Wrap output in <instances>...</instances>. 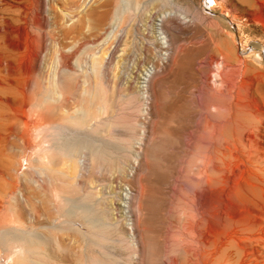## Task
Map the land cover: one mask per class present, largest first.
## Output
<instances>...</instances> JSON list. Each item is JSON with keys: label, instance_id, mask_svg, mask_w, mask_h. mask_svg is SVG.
I'll use <instances>...</instances> for the list:
<instances>
[{"label": "rangeland", "instance_id": "1", "mask_svg": "<svg viewBox=\"0 0 264 264\" xmlns=\"http://www.w3.org/2000/svg\"><path fill=\"white\" fill-rule=\"evenodd\" d=\"M258 123L264 0H0V264L253 255Z\"/></svg>", "mask_w": 264, "mask_h": 264}, {"label": "bare ground", "instance_id": "2", "mask_svg": "<svg viewBox=\"0 0 264 264\" xmlns=\"http://www.w3.org/2000/svg\"><path fill=\"white\" fill-rule=\"evenodd\" d=\"M252 48L253 49L256 48V45H254ZM248 56H251V55H248ZM227 62L228 61H226V60L224 61L223 68H227V67H229L231 65V64H228ZM262 125H263L262 123L259 124V126H261V128H262ZM257 128H259L258 130L262 132L260 127H257ZM253 138H254V133L252 132L250 134V132H249V134L246 135V139H245V141H247V144H245L246 146L243 143L241 145L245 146L247 148V150H248L245 153L248 154L249 157H250V159L248 158L249 166L250 167H254V164L256 163L257 164V168L256 169H257L258 173H254L253 174L254 178L252 177V179H254L256 181L254 182V184H252L250 186L251 188H250V190L247 193L242 194V198L239 201L247 204L251 209L256 211L258 219H257L256 223L249 224V225H240V224H238L236 222L232 223L230 220H227V222H225V226L227 227L225 229V234H226V237H228V241H231L233 239L241 240V242L245 243L247 245V247H250V249L252 250V254L253 255H250V254L249 255H247V254L241 255V254H238V253L235 254L234 252H232V253H230L228 255L225 254V256H222V255L217 256L218 254H216L213 257V260H212V257L210 258L211 261L209 260L213 264H264V153L261 152L254 145ZM234 140H236V138ZM226 143H228V141ZM239 146H240V143H239ZM8 147H10V146H8ZM239 149L241 150V148H239ZM250 183H252V182H250ZM249 184L247 185V187L249 186ZM227 230H230V232H228ZM5 232H6V230H5ZM12 246H13V244H12ZM9 247H11V246H9ZM14 248H16V246ZM197 252H200V250L197 251ZM207 253H209V252L201 253V256H200L199 260L198 259L197 260L198 261H202L201 257L206 256ZM204 254H206V255H204ZM208 256H210V254L207 255L206 257H208ZM16 258L18 259V257H16ZM207 262L206 263L202 262V263L203 264H208Z\"/></svg>", "mask_w": 264, "mask_h": 264}, {"label": "snow or ice", "instance_id": "3", "mask_svg": "<svg viewBox=\"0 0 264 264\" xmlns=\"http://www.w3.org/2000/svg\"><path fill=\"white\" fill-rule=\"evenodd\" d=\"M210 2H211V0H210Z\"/></svg>", "mask_w": 264, "mask_h": 264}]
</instances>
